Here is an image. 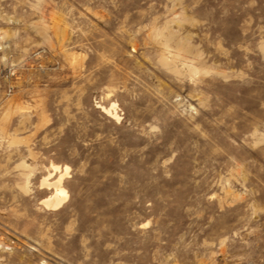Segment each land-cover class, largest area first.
<instances>
[{"label": "rangeland", "instance_id": "374dc122", "mask_svg": "<svg viewBox=\"0 0 264 264\" xmlns=\"http://www.w3.org/2000/svg\"><path fill=\"white\" fill-rule=\"evenodd\" d=\"M0 264H264V0H0Z\"/></svg>", "mask_w": 264, "mask_h": 264}, {"label": "bare ground", "instance_id": "6f19581e", "mask_svg": "<svg viewBox=\"0 0 264 264\" xmlns=\"http://www.w3.org/2000/svg\"><path fill=\"white\" fill-rule=\"evenodd\" d=\"M104 110L112 115L115 119H120V116L117 112V104L113 103V105L110 108L103 107ZM56 171H59V166H53ZM69 175V167H65L64 170L61 171L60 176L58 179L54 182H49V178H45L42 181V186L47 187H53L55 192L54 194L43 201L44 205L49 209H58L62 204L66 201L68 197L67 190L64 186V180Z\"/></svg>", "mask_w": 264, "mask_h": 264}]
</instances>
